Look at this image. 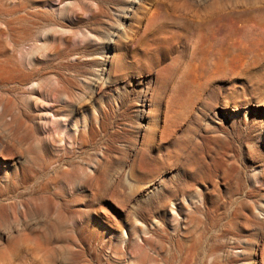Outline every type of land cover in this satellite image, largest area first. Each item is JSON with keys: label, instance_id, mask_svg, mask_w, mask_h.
Returning a JSON list of instances; mask_svg holds the SVG:
<instances>
[{"label": "rangeland", "instance_id": "374dc122", "mask_svg": "<svg viewBox=\"0 0 264 264\" xmlns=\"http://www.w3.org/2000/svg\"><path fill=\"white\" fill-rule=\"evenodd\" d=\"M98 1L44 2L75 26L51 36L69 68L11 79L13 101L38 89L44 141L13 138L0 46V264H264V0H141L125 18L130 0H103L94 18ZM191 27L215 37L208 64L190 58ZM42 48L38 67L54 59ZM203 141L227 181L207 173Z\"/></svg>", "mask_w": 264, "mask_h": 264}, {"label": "bare ground", "instance_id": "6f19581e", "mask_svg": "<svg viewBox=\"0 0 264 264\" xmlns=\"http://www.w3.org/2000/svg\"><path fill=\"white\" fill-rule=\"evenodd\" d=\"M50 1H53V0H0V40H1L0 46L4 50V53H5V55L3 54L4 60L2 63V69H3V73H4L3 85H4V91H5L4 111H5V114H7V113L11 112L12 109L14 110V114H13L14 116H12V117H14V121L16 122L15 124H17L18 127H16L17 130L13 128L15 133H14V135H13V133L11 135H13L14 136L13 138H15L17 141H44V138H42L39 135L40 133L38 134V132H37L39 129H38L37 123L35 122L36 117H34L33 115L30 114L31 109H32L30 99L34 95H39L38 89L36 90L34 85H32L34 88L32 87L33 89L30 91V94H29L30 99H27V98L24 99V97H19V96H17L18 95V93H17V95H16L17 98H16V100L13 101L11 98L13 86L10 85L12 77L15 76L16 74H18V75L24 74L28 79L31 80V83H34V82L37 83L40 79L44 78L48 74V72H50V71H55L57 73V75L59 76V75H61L62 71L69 68V65L66 64V60L70 56L74 55V52L69 48L68 45L63 44L64 46L61 47L62 44L57 39L54 42H51V36L55 32L59 33L61 31V33H64V34L67 32H65V30L62 31L64 28V24H63L64 22H62V20L56 19L50 11H47V10H44L41 8V6L44 2H50ZM59 1L61 2L62 5H64L65 2L67 3L69 1H71V2L73 1L75 3L77 1V4H78V2H80V0H59ZM138 1H141V0H130L124 8L120 9V12L122 13L121 16L123 18H125L129 14V12H133ZM97 3H98L96 6L97 7V13L94 12V13H96L93 15V16H95L94 18H96L98 15H101L103 12V7H104L103 6V3H104L103 0H99ZM83 4H84V2H83ZM83 4H81V2H80L77 6L80 9H83L84 8ZM74 9H75V7H73V10ZM65 13H66V10H63L61 12L63 19H65V17H64ZM72 15L74 16V14H72ZM69 28L70 29H68V31L71 30L70 32H72V34H73L75 26H70ZM41 29L46 31V33L44 35L45 41H44L43 45L49 49V51L47 52L48 54H53L54 59H52L48 62H44L42 64H39L40 67H38L37 62L35 61V55L39 54L41 57L42 56L41 53H43V51L45 52V50H43L44 47L42 48L43 45L42 46L37 45L39 42L38 38L33 39V37H35L37 34H39V30H41ZM65 29H67V28H65ZM118 31H119V29H118ZM69 33H67V34L69 35ZM117 33H118L117 29H115L114 31H111L110 35L112 37L113 36H119ZM62 36H64V35L61 34V37ZM72 37H74V36H72ZM109 39H111V38H109ZM186 39L190 40V44L188 45V48H190V50H191L190 58L192 60H195V59H198L200 56H202L204 63L208 64L209 63L208 61L213 56L214 51H215V47H214L215 37L211 34H204V35L198 34L195 31V29L191 27L189 29V33H187ZM27 41H29V42L34 41V43H33L34 46L31 44L32 43L31 42L30 44L33 47L31 46V48L29 49V52L26 51L27 52L26 54L22 53L21 54L22 57L21 56L19 57L20 59L18 57L14 56L16 54L11 55L9 53L10 49L14 51V50H16L17 45L24 43V42H27ZM12 48H14V49H12ZM14 52L16 53V51H14ZM47 53H44V54H47ZM70 58H72V57H70ZM26 63H28L29 66L30 65L32 66L31 69H28L27 67H25ZM221 63H222V67L224 68V66H225V50L224 49L222 50V61H221ZM95 79L93 81H90L91 83L89 82L90 83V85H89L90 90L92 92L95 89V87H97L98 80H100V78H98L96 80ZM23 80H24V78H23ZM70 81H71L70 78H66V80H65V82H67V83ZM44 84H45V81H43L40 84L38 83V86L43 91L46 89L49 90L48 89L49 85H44ZM58 85L60 86V84H58ZM59 86H58V88H59ZM62 86H64V85H62ZM60 88H61V90H65V91H62L64 93L67 92V90H68V87H63V88L60 87ZM51 89H52V87H51ZM53 89H54V87H53ZM57 89L55 87V90H57ZM59 90L60 89H58V91ZM73 94H71V97ZM58 95H60V94H58ZM68 95L70 96V94H68ZM25 97H28V96L26 95ZM80 101H81V99H80ZM59 111H60V109H59ZM59 111H57V109H56V112L58 115H60L58 113ZM61 116H63V115H61ZM69 117H67V118L69 119ZM67 118L65 117L64 119L67 120ZM59 121H57V123L55 122L54 129H58L61 127V122H59ZM65 125H66V123H65ZM9 136H6V138L8 137V139L10 138V140H11L12 137H9ZM13 138H12V141H13ZM203 142H204V145H202L200 149H201V154L205 158L204 168L206 169L207 173L211 174L213 169H222L224 171V174L226 176V181H227V167H225V164L218 158L219 155L216 152L215 148L213 147V145L215 143H217L218 141H203ZM185 152H186V149L184 148L182 150V153H185ZM183 157H185V156H183ZM211 213L212 212L208 211L207 215L205 217V221H206L207 225H209L211 220H212L213 216L211 217V215H210ZM211 225H212V222H211ZM228 261H229V259H227V262Z\"/></svg>", "mask_w": 264, "mask_h": 264}]
</instances>
